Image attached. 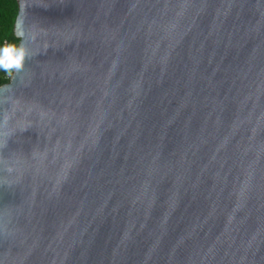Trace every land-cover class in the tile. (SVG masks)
<instances>
[{
    "label": "water",
    "instance_id": "95a60500",
    "mask_svg": "<svg viewBox=\"0 0 264 264\" xmlns=\"http://www.w3.org/2000/svg\"><path fill=\"white\" fill-rule=\"evenodd\" d=\"M16 1L0 264H264V0Z\"/></svg>",
    "mask_w": 264,
    "mask_h": 264
},
{
    "label": "clouds",
    "instance_id": "9594fccd",
    "mask_svg": "<svg viewBox=\"0 0 264 264\" xmlns=\"http://www.w3.org/2000/svg\"><path fill=\"white\" fill-rule=\"evenodd\" d=\"M15 36L16 40L13 41L6 35H0V84L21 72L26 60L32 55L26 43V33L21 18L15 21Z\"/></svg>",
    "mask_w": 264,
    "mask_h": 264
},
{
    "label": "trees",
    "instance_id": "16d2710c",
    "mask_svg": "<svg viewBox=\"0 0 264 264\" xmlns=\"http://www.w3.org/2000/svg\"><path fill=\"white\" fill-rule=\"evenodd\" d=\"M17 11L18 4L16 0H0V35H6L8 39L13 41L16 40L13 26ZM8 81L0 84V86Z\"/></svg>",
    "mask_w": 264,
    "mask_h": 264
}]
</instances>
